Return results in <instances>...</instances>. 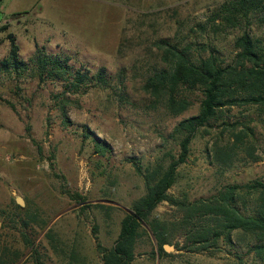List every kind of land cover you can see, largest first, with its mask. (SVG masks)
I'll use <instances>...</instances> for the list:
<instances>
[{
    "label": "rangeland",
    "instance_id": "1",
    "mask_svg": "<svg viewBox=\"0 0 264 264\" xmlns=\"http://www.w3.org/2000/svg\"><path fill=\"white\" fill-rule=\"evenodd\" d=\"M228 1H1L0 63L11 34L27 70L0 72V264H36L31 244L44 264H102L97 245L114 246L122 219L145 194L137 168L145 174L177 158L174 127L199 112V90H182L190 106L172 115L164 95L150 88L153 74L167 67L161 42L192 55L216 46L228 60L234 39L247 30L264 47L259 16L250 17L249 26L244 20L237 28L206 26ZM37 47L66 59L85 76L83 84L40 79L31 62ZM240 132L245 137L230 160L215 158L213 144L224 150ZM256 182L264 183V108L244 105L225 108L197 135L167 194L193 202L238 186L244 210L255 206ZM181 216L175 205L160 203L151 218L163 225L168 242L159 256L142 225L146 233L139 231L131 264H264L251 251L255 241L239 232L232 243L190 247Z\"/></svg>",
    "mask_w": 264,
    "mask_h": 264
},
{
    "label": "trees",
    "instance_id": "2",
    "mask_svg": "<svg viewBox=\"0 0 264 264\" xmlns=\"http://www.w3.org/2000/svg\"><path fill=\"white\" fill-rule=\"evenodd\" d=\"M252 16H259L262 19L260 22H264V0H230L208 18L206 26H210L213 31L218 25L237 28L243 20L249 26ZM8 39L9 53L0 63V72L18 73L27 70V64L19 58V47L14 37L10 34ZM161 43L166 48L163 59L167 67L153 74L150 88L156 94L164 95L165 108L172 115H179L190 106L180 95L182 90H199L202 96L199 112L182 119L174 127L173 133L179 138L177 158H173L166 167L159 164L145 174L137 168L145 183V194L133 203L130 212L122 219L114 246L107 249L97 245L102 264H131L135 259L137 239L141 235L139 231L146 233L142 225L149 228L159 245L158 255H161L162 244L168 240L162 232L163 225L151 216L164 201L175 205L182 213L180 229L190 247L197 246L198 250H202L219 241L232 243L233 233L239 232L255 241L251 251L264 261V183H255L254 187L258 191L255 206L244 210L239 206L238 186H226L216 195L193 202L188 199L175 200L167 194L176 183L178 167L188 158L192 141L198 134L207 133L225 108L244 105L264 108V47L247 30L234 39L228 60L220 57L216 46H201L199 54L192 55L187 47L180 48V45L166 41ZM42 50L37 47L31 60L40 79L70 80L76 87L83 84L85 76L72 71L66 59L47 55ZM102 72L95 76L99 83L103 82ZM242 133L234 134V142L231 146H225L224 150L218 148L215 142L212 146L214 157L220 158L223 163L230 160V152L245 137ZM93 141L97 151H102V147ZM30 248L37 257L36 264H44L33 244Z\"/></svg>",
    "mask_w": 264,
    "mask_h": 264
},
{
    "label": "water",
    "instance_id": "3",
    "mask_svg": "<svg viewBox=\"0 0 264 264\" xmlns=\"http://www.w3.org/2000/svg\"><path fill=\"white\" fill-rule=\"evenodd\" d=\"M16 202H17V204H19L20 206H23V202H22V200H21L20 198H17V199H16ZM163 248H164V250H166V251L171 250V247H169V246H164Z\"/></svg>",
    "mask_w": 264,
    "mask_h": 264
},
{
    "label": "built area",
    "instance_id": "4",
    "mask_svg": "<svg viewBox=\"0 0 264 264\" xmlns=\"http://www.w3.org/2000/svg\"><path fill=\"white\" fill-rule=\"evenodd\" d=\"M1 24H2V20H1V18H0V26H1Z\"/></svg>",
    "mask_w": 264,
    "mask_h": 264
}]
</instances>
